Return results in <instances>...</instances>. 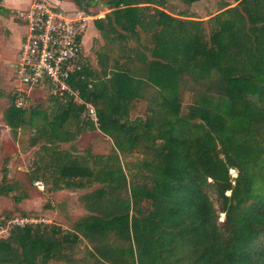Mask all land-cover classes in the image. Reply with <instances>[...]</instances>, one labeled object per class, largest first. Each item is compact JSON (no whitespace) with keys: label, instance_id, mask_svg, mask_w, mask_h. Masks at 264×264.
Instances as JSON below:
<instances>
[{"label":"trees","instance_id":"16d2710c","mask_svg":"<svg viewBox=\"0 0 264 264\" xmlns=\"http://www.w3.org/2000/svg\"><path fill=\"white\" fill-rule=\"evenodd\" d=\"M70 1L108 11L93 22L100 70L86 58L73 81L98 126L85 105L46 92L45 108L20 109L12 90L2 117L13 138L34 127L35 160L48 161L31 179L52 192L97 187L78 197L86 214L70 231L12 228L0 264H264V0L222 3L206 21L166 13L167 0ZM87 133L110 152L90 140L78 152Z\"/></svg>","mask_w":264,"mask_h":264},{"label":"rangeland","instance_id":"374dc122","mask_svg":"<svg viewBox=\"0 0 264 264\" xmlns=\"http://www.w3.org/2000/svg\"><path fill=\"white\" fill-rule=\"evenodd\" d=\"M15 1V3H6V5L18 9L26 8L29 5V0ZM17 1H19V3H17ZM100 1L105 2L106 0ZM57 3L59 4V0H57ZM222 3L229 4L230 6L236 5L234 0H202L191 6H186L177 0H167L165 11L172 16H178L182 12H187L191 19L206 21L220 11ZM60 6L68 12H72L74 9L72 5L67 3L66 5L61 3ZM78 10L83 14L80 9ZM88 11L94 16H87V14H84L85 18L88 20L83 38L84 54L86 55L89 66L95 72H99L100 69L97 64V54L104 52V41L93 22L96 18H103L108 11L102 5L92 6ZM70 15L74 16L75 14L70 13ZM10 18L15 20L13 14H11V16H2V14H0V41H2L5 36V32H3L4 29L1 25L4 22L12 23L13 21ZM13 28L16 29V33L19 37L25 32L21 23L14 24ZM94 29L98 31L96 34ZM15 51L14 48H11L9 52H6V55L4 56L5 59L3 58L2 60V63L5 65L4 73L11 75L9 81L0 82V92L4 93V95H2L3 100L0 103L4 110L9 106V95L11 91L16 90L17 88L22 89V86L16 80L15 75L12 76L15 69ZM188 101H190L189 97L185 99L182 105L183 109H186ZM47 102L46 93L44 94V92L39 89L29 91L27 104L34 105L38 108H45ZM134 106L135 109L132 111L131 118L134 119L136 116H143L146 103L144 101H138ZM40 117L41 115L34 119V124H43L44 121ZM33 128L34 127L20 128L17 131L16 138H13L9 131L6 134L4 133L5 136L3 135L4 138L2 137V140L0 141V225L8 226L9 228L7 233L4 232L0 235V239L8 237L9 231L12 229V222H15L16 220H27L29 222L28 225L33 226L38 224L55 225L61 227L64 231H70L72 230L73 223L84 213L78 206L76 197L80 193L89 190H76L74 192L69 190L66 192L60 191L50 194L51 192L48 193V185L44 179L41 177L36 178L35 180L31 179L36 165L37 167H41L48 161L47 157L39 162H37V159L35 160L34 154L38 149L35 148V150L34 148H31L29 142V138L33 133ZM2 130L4 131L3 128ZM84 136H80L74 143L78 152H82L86 140L91 141L92 153L94 154L105 155L112 149V145L107 137L101 136L98 138V136H93L89 133ZM69 146L70 144H62L60 145V148L67 149ZM22 154L23 160L15 159ZM135 157L136 156L131 160ZM36 180L43 181L44 188L42 191L35 187L34 183ZM36 201H38L37 204L34 203ZM222 218L221 214L219 220L221 221ZM78 250L79 252L75 256L76 258L82 257L80 246ZM47 264L62 263L51 260Z\"/></svg>","mask_w":264,"mask_h":264},{"label":"built area","instance_id":"2783aa9c","mask_svg":"<svg viewBox=\"0 0 264 264\" xmlns=\"http://www.w3.org/2000/svg\"><path fill=\"white\" fill-rule=\"evenodd\" d=\"M13 15L26 29L15 60L14 75L22 86L14 90L15 108H24L29 91L39 89L53 97L85 105L87 116L98 126L95 108L84 103L73 87L74 78L83 70L86 59L83 38L88 20L84 14L65 11L48 0H31L27 8L15 10ZM230 173L236 176L234 170ZM34 185L40 191L44 188L41 181H35ZM28 223L24 219L16 220L11 228H22ZM8 229L0 225V235Z\"/></svg>","mask_w":264,"mask_h":264},{"label":"crops","instance_id":"0c3cea01","mask_svg":"<svg viewBox=\"0 0 264 264\" xmlns=\"http://www.w3.org/2000/svg\"><path fill=\"white\" fill-rule=\"evenodd\" d=\"M48 1H50L51 3H54V4H56V5H58L60 8H61V3L62 4H65L66 5V3L67 4H70V5H72L73 7H74V9H73V11L72 12H74V11H77V12H79V10L76 8V6H75V4L72 2V1H70V0H59V4L57 3V0H48ZM16 1L15 0H0V7H2V8H5V9H7L9 12H10V16H11V14H13V12L15 11V10H18V8H11L10 6H7L6 5V3H15ZM17 3H19V1H17ZM30 3H31V0H29V5H30ZM28 5V6H29ZM27 6V7H28ZM26 7V8H27ZM19 9H24V8H19ZM63 9V8H62ZM64 10V9H63ZM13 11V12H12ZM8 15V16H9ZM2 16H6V15H3L2 14ZM12 21V23H9V22H4V23H2V25H1V27L4 29V31L3 32H5V36L3 37V39H2V41H0V82H6V81H9L10 80V77H11V75L9 74V75H7L6 73H4V70H5V65L2 63V60H3V58H4V56L6 55V52H9L10 50H11V48H14L16 51V54H17V50L19 49V47H20V44H21V41H22V39H23V37H24V35H25V32H26V29H25V27H24V29H25V32H24V34L23 35H21L20 37H19V35L16 33V29H14L13 28V25L14 24H18L19 22H17V21H15V20H13L12 18H10ZM94 31H95V34H96V32H98L96 29H94ZM16 54H15V60H16ZM5 59V58H4ZM15 60H14V65H15ZM15 70V69H14ZM14 73V72H13ZM12 73V76L14 75ZM2 95H4V93L3 92H0V102L3 100V98H2ZM2 104L0 103V141L2 140V137L4 138V136H5V134L7 133V132H9V128L5 125V123H4V121H3V118H2V113H3V110H4V108L1 106ZM2 128L4 129V131L2 130ZM5 133V134H4ZM4 135V136H3ZM107 139H108V137H107ZM64 144H66V143H64ZM35 149V148H34ZM36 150V149H35ZM83 151V150H82ZM35 155V154H34ZM15 159H21V160H23V154L22 155H20V156H18V157H16ZM35 168H37V165H36V167ZM36 181H41V180H36ZM42 183H43V181H41ZM46 184L48 185L47 186V188H48V191H49V188H51V186H52V183L51 182H49V183H47L46 182ZM44 185V184H43ZM94 187H97V184H95L94 186H93V188ZM90 189H92V188H90ZM90 189H70L72 192H74V191H76V190H89V191H91ZM60 191H69V189H61V190H58V191H55V192H52V191H49L48 193H50V194H54V193H56V192H60ZM89 191H87V192H89ZM87 192H82V193H80L77 197H76V200H77V203H78V206L80 207V209L81 210H83V214L82 215H84V214H86V212H85V210L82 208V206L80 205V203H79V201H78V197L80 196V195H83V194H85V193H87ZM75 195V194H74ZM77 195V194H76ZM46 196H47V194H46ZM34 203H38V201H36V202H34ZM81 215V216H82Z\"/></svg>","mask_w":264,"mask_h":264}]
</instances>
